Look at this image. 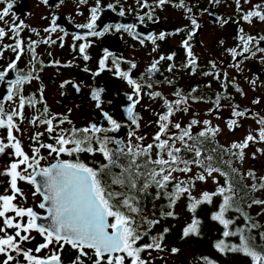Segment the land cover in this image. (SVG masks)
I'll use <instances>...</instances> for the list:
<instances>
[{
	"label": "snow or ice",
	"instance_id": "6c2138e0",
	"mask_svg": "<svg viewBox=\"0 0 264 264\" xmlns=\"http://www.w3.org/2000/svg\"><path fill=\"white\" fill-rule=\"evenodd\" d=\"M49 0H43L48 4ZM142 9H149L139 20L143 22L145 16L148 20L156 22L154 18L155 8H162L171 4L173 7L183 9L190 21L192 30L187 38L181 42V47L186 53V62L182 68L189 71L190 75H196L199 64L190 44L196 31L201 28L196 17L192 15L193 8L187 6L185 0H155V5L149 0H135ZM210 3L219 4L220 0H209ZM6 6L0 10V23L8 25L7 31L0 26V41L9 33L15 39L14 44H5L0 49V57H3L5 49H11L15 53V59L0 71V82H4L10 70L15 71V79L7 81V95L4 97L9 102H15V106L5 108L0 102V130L6 132V136L0 138V155H8L12 159L2 171L0 176L8 177L7 187L0 194V264H63L61 257L65 247H70L76 252L72 264H152V251H163L164 240L170 229L165 227L158 235H151L152 230L161 223L164 218H176L175 207L181 198L188 201L187 209L195 214L201 205H212L214 198H220L217 211L211 214V219L223 227L222 239L214 244V248L221 253H240L249 257L251 264H264V244L255 243L256 237L253 231L264 228L259 221L254 220L240 206L244 201L247 208L259 206L264 212V199L252 196L249 193L264 191V176H258L254 170L241 173L235 163L242 164L246 158V150L256 144H264V113H253L251 109L241 108L239 104L232 103L233 97L228 93L232 87L241 96L246 95L244 89L236 83V78L229 79L227 71L223 72V78L216 61H209L210 70L200 74L211 77L221 82V89L225 95L217 93L214 100L200 95L197 85L190 92L185 93L181 89L173 92V99H169L162 91L153 89L160 83L174 84L173 79L165 77L163 81L153 80L152 76L161 72L162 61H174L175 53L167 56L160 55L153 60L146 69V77L142 76L140 82L133 78L132 69L137 65L130 62L129 71H121L119 64L114 60L115 74L123 79L129 88L126 93L128 104L123 111L127 123H121L109 112L102 108L101 95L103 88L93 89L91 98L96 102V108L101 110L103 121L92 122L84 127H76L68 115L54 114L44 102L43 87L40 88L39 99L35 95H23V87L26 83L39 80V72L43 71L44 64L38 60L36 46L40 43L45 45L55 44L49 35L48 38L36 41L30 40L27 51L31 54L29 70L25 72L18 69L25 52L23 41L19 38L20 33L28 27L23 21L8 24L13 8L9 0H0ZM63 3V0H60ZM80 4H86L87 0H79ZM97 6L90 9V19L87 23L77 27L88 29V36H103L110 28L117 31L132 32L134 25L117 24L96 31V22L99 19ZM119 3V0H117ZM251 5L245 10L243 5ZM235 10L241 13V20L254 24L256 20L264 22V2L252 3V0H235ZM109 8L114 6L109 4ZM205 11H207L205 9ZM123 9L119 15L123 16ZM227 23L228 21H221ZM51 27L45 28V33L57 31L55 17L51 21ZM64 31V29H60ZM183 29L177 30V34ZM36 35L40 33L32 29ZM64 35H68L64 32ZM166 33L148 35L147 40L154 45L152 51H157V41L166 39ZM63 40V37L60 38ZM74 40L85 39L84 36L74 35ZM238 44L227 49L228 55L234 63L229 67L235 68L238 73L243 72L244 61L259 58L264 63V35L253 36L239 29L237 36ZM140 44L145 39L139 40ZM223 41H221V44ZM63 47V43L60 44ZM90 43H80L79 53L83 60L88 61L90 56L86 54ZM76 45H73V49ZM51 55V53H49ZM110 53L105 51L99 60V71L94 76L106 69ZM241 58V59H238ZM37 63L40 67L37 68ZM59 65V61L53 62ZM177 66L170 63L166 69L171 73ZM84 71H89L84 68ZM248 83L255 90L258 80L249 78ZM73 84L77 92L81 86L72 81L61 84ZM210 88L211 84L205 85ZM152 101H161L162 111L154 112L157 119L155 133L149 138L141 132L142 115L137 111L144 96ZM222 101H228L227 104ZM213 104L207 115L218 113L223 107L231 108V118L226 121V127L234 132L241 126L240 121L246 117H254L258 128L250 130L240 141H233L230 145H221L216 141L222 129L219 125H213L211 119L200 120L196 118L199 113H194L187 124L175 120L177 113L187 114L191 105L195 103ZM43 104L38 109L36 105ZM264 103V98H254L252 104ZM31 107L36 110L30 119L25 115V108ZM216 118H220L217 116ZM25 120L33 127L43 126V131H36L29 139L30 152L26 151L22 136V125ZM65 124L70 127H63ZM148 126V125H144ZM128 128L127 139L118 138L122 128ZM199 128V131H194ZM47 136L51 142L45 143L42 137ZM150 139V142H148ZM42 150L46 154H42ZM257 153L264 155V147L257 148L252 153V159ZM92 157L85 160L83 155ZM99 155L102 161L95 160ZM67 157V158H64ZM223 178L221 183L219 178ZM211 179L216 185L214 191H201L199 195H193L197 183L206 184ZM251 180V184L242 183ZM23 181L33 186L32 206H27V196L18 187V182ZM155 189L154 200H164L167 203V211H161L156 218L145 215L142 198L151 195ZM244 192L243 196L239 193ZM37 197L39 199L37 200ZM43 210L46 215H41ZM230 212L237 216L230 217ZM261 215V213H257ZM243 217V225L237 221ZM201 220L193 215L191 222L182 230V237L192 235L199 236ZM141 228L144 230L141 231ZM33 233L38 234L42 241L36 247L26 248L24 245L35 240ZM238 237L239 243H226V239ZM147 238V242L145 241ZM259 238L264 241V232L259 233ZM45 250L49 254L41 255ZM172 253L179 252L178 248H171ZM204 264H215V261L207 256L202 257Z\"/></svg>",
	"mask_w": 264,
	"mask_h": 264
},
{
	"label": "flooded vegetation",
	"instance_id": "af4514ba",
	"mask_svg": "<svg viewBox=\"0 0 264 264\" xmlns=\"http://www.w3.org/2000/svg\"><path fill=\"white\" fill-rule=\"evenodd\" d=\"M9 2L13 3V8L9 17L6 18L8 24L23 21L28 26L20 33L19 37L23 41L25 52L21 61L18 62V69H23L25 72L29 70L31 54L27 51V45L30 40L40 41L48 38L49 35L53 40H56L55 44L45 45L40 43L36 46L38 60L43 62L44 68L43 71L39 72V80H33L24 85L23 95H35L39 99V90L42 86L44 102L50 111L54 114L68 115L76 127H84L92 122L99 123L103 121L101 110L96 108V102L91 98L92 90L100 88L104 89L101 95L103 110L109 112L121 123H127L123 109L128 104L125 94L130 93L131 89L123 79L115 74L114 60L119 64L121 71H129L130 62L136 63L137 67L131 70V74L133 78L140 81L142 76L146 77V69L153 60L158 59L160 55L167 56L172 53L176 54L174 61H162L160 68L163 75L157 73L152 76V79L163 81L165 77H168L174 80V84L160 83L153 89L154 91H162L169 99H173V92L176 89L188 93L198 85L200 88L199 94L206 98L214 100L217 93L222 96L225 95L221 89L220 81L200 74L203 71L210 70L209 61L214 60L219 66L221 77L223 78V72L227 71L229 79L235 77L236 83L246 93V95L241 96L236 93L234 88L229 87L227 91L233 97L231 102L239 104L242 109H251L253 113H264V103L252 104L254 98H264V63H261L258 57L246 60L242 65L243 72L238 73L235 68L229 67L234 62L226 51L238 44L237 36L240 28H243L245 33L253 36L264 35V22L256 20L254 24H249L242 21L240 18L241 13L235 10V0H220L219 4L210 3L209 0H185L187 6L193 8L192 15L196 17L201 25V28L196 31V35L190 41L194 54L198 58L199 68L196 75H190L188 70L182 68V65L186 62V53L181 47V42L187 38L188 32L192 30L190 21L187 18L188 14L183 9L173 7L171 4L162 8H155L153 15L156 22L148 20L146 16L141 22L139 17L144 16L149 9H142L135 0H119V3H117V0H99L100 11L98 12L99 19L96 22V31H103L104 27L117 24L134 25L135 27L132 32L117 31L115 27H112L103 36H88L89 30L77 27V25L89 21L90 9L97 6L96 0H87L86 4H80L79 0H63V3H60V0H49L48 4H44L43 0H9ZM261 2H264V0H252L253 4ZM149 3L154 6L155 0H149ZM109 4L114 7L109 8ZM5 6L4 3H0V10ZM243 7L245 10H249L251 5L245 4ZM122 9L125 14L120 16L119 13ZM54 17L57 31L55 33H45L44 29L52 26L51 21ZM221 21L228 22L222 23ZM0 26H4L7 31V24L0 23ZM61 28L64 29L63 32L60 31ZM32 29L40 34L36 35L32 32ZM179 29L184 31L177 34ZM64 32H67L68 35H64ZM160 32L167 34L166 39L157 41L159 47L157 51L153 52L154 45L146 37L148 35H158ZM74 35L84 36L85 39L74 40ZM61 37H63V40L60 39ZM140 39H145L143 45L140 44ZM221 41H223L222 44ZM14 43L15 39L9 33L0 41V49L5 44ZM61 43H63V47L60 46ZM80 43H90V47L86 51V54L90 56L88 61L83 60L82 55L79 53L78 46ZM74 44L76 45L75 49H73ZM261 46H264V42ZM105 51L110 53L109 59L106 61V69L100 72L99 75L94 76L93 73L99 71V60L104 56ZM14 59L15 53L11 49H5L3 57H0V71L4 70L7 64ZM54 61H59V65H55ZM170 63L177 66L176 70L171 73L166 71ZM39 67L40 65L37 63V68ZM84 68H88L89 71L85 72ZM249 78L258 80L255 90L248 83ZM13 79H15V71L10 70L5 81L0 82V85L4 83L6 94L7 81ZM65 81L79 84L81 86L80 91L77 92L73 84H66L61 88V84ZM207 84H211V87H205ZM110 86L117 89L118 95L116 98L124 101L123 107L119 109L111 108V102L106 96V90L110 89ZM0 102L4 103L6 109L15 106V102H9L6 99ZM222 103L227 104L228 101H222ZM43 106V104L38 103L36 108L42 110ZM212 107L211 102L192 104V111L187 114L177 113L175 120L181 122L182 125L187 124L194 113H199L196 118L200 120L211 119L213 125H219L222 129L216 141L225 146L230 145L233 141L242 140L250 130L258 128L254 117H246L240 121L241 126L238 129L230 132L226 127V121L231 118V108L223 107L218 113L214 112L213 115L209 116L206 113ZM162 110L159 99L152 101L146 95L143 97L141 104L137 106V111L143 117V134L148 135L149 138L157 130L155 123L149 124V122H154L157 119L154 112ZM35 114H37L35 109L26 106L25 115L29 119ZM217 116L220 118H216ZM103 123L104 126H107L106 121H103ZM22 127L26 129L27 133H30L26 136L27 141L23 146L24 148H30L32 142L29 137L36 131H43V126L36 128L29 125L25 120ZM63 127L68 128L70 126L65 124ZM125 129L126 135L121 139H127L129 129L126 127ZM194 131H199V128ZM0 132L4 137L6 136L4 130H0ZM47 139V136L42 137L44 142ZM148 142H150V139ZM262 147H264V144L250 146L246 150L247 155L244 162L242 164L235 163L233 166L238 167L241 173L254 170L258 176H264V155L257 153L256 158L252 159V153L257 148ZM6 179L8 181V177ZM219 179L223 183V178ZM243 182L246 184L252 183L251 180H244ZM29 186L31 187L30 190L33 191V186ZM257 193L264 199V191ZM37 211L41 215L45 214L43 210L37 209ZM62 260L63 264H72L73 258L69 260L62 258Z\"/></svg>",
	"mask_w": 264,
	"mask_h": 264
},
{
	"label": "trees",
	"instance_id": "16d2710c",
	"mask_svg": "<svg viewBox=\"0 0 264 264\" xmlns=\"http://www.w3.org/2000/svg\"><path fill=\"white\" fill-rule=\"evenodd\" d=\"M112 91L117 89L110 86ZM111 108L119 109L124 106V101L120 98L110 100ZM85 160L93 159L86 154L82 156ZM95 160L102 161V157L97 155ZM242 183H244L242 181ZM151 195L144 196L142 198V204L144 206L145 215L160 218L159 214L161 211H167V203L164 200H154L155 189L150 190ZM240 196L244 195V192L239 193ZM254 196L256 198L263 199L259 193H249V199ZM220 198H214L212 205H201L195 214L190 213L187 209L188 201L186 198H181L175 207L176 218H164L161 219V223L157 225L151 232V235H158L163 231V228L167 227L170 229L164 240V250L157 252L152 251L151 258L152 264H204L202 257L207 256L208 258L215 261V264H251L249 257L244 256L240 253H221L214 248V244L222 239L223 227L216 221L211 219V214L218 209ZM240 206L244 207V210L254 219L259 221L261 225H264V212H262L259 206H253L247 208L244 201H240ZM261 213V215H257ZM196 215L201 220L200 235H192L187 238L182 237L183 228L191 222L192 216ZM230 217L237 216V213L230 212ZM243 217L237 221V224L243 225ZM144 229L141 228V231ZM264 232V228H259L253 231L252 235L256 237L255 243L264 244L259 238V233ZM147 242V238L145 241ZM226 243H239L238 237H230L226 239ZM29 245H32L31 243ZM178 248L179 252L172 253L171 248Z\"/></svg>",
	"mask_w": 264,
	"mask_h": 264
},
{
	"label": "rangeland",
	"instance_id": "374dc122",
	"mask_svg": "<svg viewBox=\"0 0 264 264\" xmlns=\"http://www.w3.org/2000/svg\"><path fill=\"white\" fill-rule=\"evenodd\" d=\"M117 95H118L117 91H112L110 89L106 90V96L109 98V100L117 99L116 98ZM194 107H197V106H194ZM23 129H24V131H23V136H22V143L26 144V141H27L26 140V136L28 134H30V133H27L25 128H23ZM141 132L142 133L144 132V131H142V128H141ZM3 137L4 136L0 132V138H3ZM47 142H51V141L47 139L45 143H47ZM25 150L30 152L31 149L30 148H25ZM42 154H46L44 152V150H42ZM9 157L10 156H8V155H0V171H2L4 169V167H6L7 164L11 161L12 158L11 157L9 158ZM64 158H67V157H64ZM6 183H7L6 177H0V194L4 193V190L7 187ZM18 187H20L23 190L25 196H27V198H28L27 199V206H32L33 198H32V191L30 190L31 187L27 183L22 182V181L18 182ZM215 188H216V185L212 183L211 179H209L206 184L198 182L196 190L194 191L193 194L194 195H199V193L201 191H214ZM38 199H39V197H37V200ZM33 235L35 236V240L30 242L32 245H29L30 243H26L24 245V247L33 248L34 249L37 244L43 242L42 238L38 234L33 233ZM47 254H49L48 250H45L44 253H41V255H47ZM75 256H76V252L74 250H72L70 247H67V246L65 247L64 251L61 254V257L65 258V260H69L71 258H74ZM20 260H21V264H24L22 257L20 258Z\"/></svg>",
	"mask_w": 264,
	"mask_h": 264
},
{
	"label": "water",
	"instance_id": "95a60500",
	"mask_svg": "<svg viewBox=\"0 0 264 264\" xmlns=\"http://www.w3.org/2000/svg\"><path fill=\"white\" fill-rule=\"evenodd\" d=\"M6 95L7 94H6V90L4 89V83H1V85H0V101H3L4 97H6ZM112 135H115L118 138H122L123 136L126 135V129L122 128L119 133H115V134H112ZM44 215H46V213Z\"/></svg>",
	"mask_w": 264,
	"mask_h": 264
},
{
	"label": "crops",
	"instance_id": "0c3cea01",
	"mask_svg": "<svg viewBox=\"0 0 264 264\" xmlns=\"http://www.w3.org/2000/svg\"><path fill=\"white\" fill-rule=\"evenodd\" d=\"M6 185H7V183H6Z\"/></svg>",
	"mask_w": 264,
	"mask_h": 264
}]
</instances>
